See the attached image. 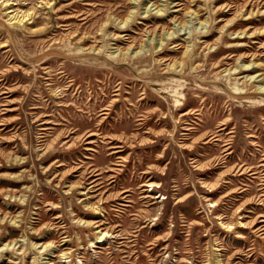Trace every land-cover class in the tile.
Masks as SVG:
<instances>
[{
    "label": "rangeland",
    "instance_id": "rangeland-1",
    "mask_svg": "<svg viewBox=\"0 0 264 264\" xmlns=\"http://www.w3.org/2000/svg\"><path fill=\"white\" fill-rule=\"evenodd\" d=\"M171 1L0 0V264H264V0Z\"/></svg>",
    "mask_w": 264,
    "mask_h": 264
},
{
    "label": "bare ground",
    "instance_id": "bare-ground-1",
    "mask_svg": "<svg viewBox=\"0 0 264 264\" xmlns=\"http://www.w3.org/2000/svg\"><path fill=\"white\" fill-rule=\"evenodd\" d=\"M165 7H164V9L163 10H165V8H166V5L168 4L167 3V0H165ZM180 0H174V1H171L170 3H173L174 5V7H177V6H179L180 5ZM154 5V4H153ZM142 7V6H141ZM155 8H158V5H156V7ZM219 8V7H218ZM178 9L177 8H175V10H173V11H177ZM151 11V9H146V13L147 12H150ZM160 12V8H158L157 10H156V12ZM252 11V10H251ZM251 11H250V13H251ZM8 12H11V10H9L8 9ZM133 12V11H132ZM253 12V11H252ZM193 13H194V11H193ZM239 13V12H238ZM172 14V13H171ZM240 14V13H239ZM238 14V15H239ZM26 15H30L29 13H27ZM244 15V14H243ZM176 16V15H175ZM10 17H12V15L10 16ZM71 17H73L72 15H70V16H67V17H65V19H68V18H71ZM13 18V17H12ZM14 19V18H13ZM166 19V18H165ZM22 20V19H21ZM20 20V21H21ZM127 20H126V22H124L125 23V25H127ZM175 22V21H174ZM227 23H229V21L227 22ZM207 25V24H206ZM200 26V25H199ZM201 28H203V27H200V29ZM163 29V31L161 32V34H159V37H158V42H157V46H155L156 47V51L158 52V51H160L162 48H163V41H165V40H169V39H173V34L174 33H176V31H177V29H176V31H174V30H172V31H168V29H164V28H162ZM150 31V30H149ZM149 31H147L148 33H149ZM200 32H202V31H200ZM206 32H207V30H206ZM241 33V32H240ZM243 33V32H242ZM151 34V33H150ZM155 35V34H154ZM208 35V34H207ZM207 35H205V36H207ZM157 36V35H156ZM204 36V35H203ZM149 38V37H148ZM179 38V37H178ZM221 39H223V35L221 34L220 35V37L218 38V39H216L213 43H208V42H204V45L209 49L210 47H212V49H213V47L215 46V45H217V43L219 42V40H221ZM125 40V39H124ZM148 40V39H147ZM157 40V39H156ZM145 41V40H144ZM150 41H154V36H152L151 38H150ZM176 45H178V44H174V46H176ZM188 46V45H187ZM128 49H129V47H128ZM138 52V51H137ZM171 52V51H170ZM192 52V49L191 50H189L188 49V47L185 49V51H184V53H187V54H190ZM211 53H215V50H213ZM139 55V54H138ZM212 55V54H211ZM210 55V56H211ZM124 59H127V57L125 58V54H123V56H122V60H124ZM238 61V60H237ZM243 61V60H242ZM181 64H183V63H181ZM176 65H177V61H173V63H167V68L169 69V68H171V69H175L176 68ZM244 65V64H243ZM254 65V64H253ZM249 66H251V65H249ZM243 67V66H242ZM248 67V66H247ZM236 68V67H235ZM233 69V71L234 70H236V69ZM238 69V68H237ZM229 71V69H226V71ZM224 72V71H223ZM243 72V71H242ZM230 74V73H229ZM240 76V75H239ZM247 76V75H246ZM245 76V77H246ZM259 76V75H258ZM239 78H242V76H240ZM256 79V78H255ZM250 79H248V81H249ZM238 82H239V79H238ZM247 81L245 80V82L244 83H246ZM118 90V89H117ZM234 91L233 92H235V93H246L247 91L244 89V88H239V87H237L236 85H235V87H234V89H233ZM257 93L259 94V96L256 98H250V99H247L246 100V102H249V103H254V104H256L258 107H263L264 106V85H260L259 84V86L257 87ZM173 95H174V102H175V104H177V105H182L183 104V102H181V99H183V94L182 93H180L179 91H177V89H174V93H173ZM148 102V101H147ZM186 113L187 112H185L184 113V115H186ZM191 122V121H190ZM40 124L41 125H46V124H52V121L51 120H42L41 122H40ZM53 124H55V123H53ZM223 124V123H222ZM41 129L42 130H47V129H49V127L48 126H42L41 127ZM187 130H189V129H187ZM258 130V129H257ZM74 131H67L66 132V134H65V140H64V143H68V142H70L71 140V142H70V144H69V147H71V146H73V145H75V139H73L71 136H70V134L71 133H73ZM94 135H96V133L95 132H93V131H88L86 134H84L82 137H84V136H86L84 139L86 140V139H88L89 137H91V136H94ZM217 136V134H215V135H213V137H216ZM81 137V138H82ZM72 138V139H71ZM79 140H81V139H79ZM87 144H91V143H93V140H86L85 141ZM252 145H255V142L254 141H251L250 142ZM85 145V144H84ZM92 147V146H91ZM91 147H87V149H89V150H92V148ZM112 148H117V146H112ZM116 152H118V149H115V150H113L111 153L113 154V153H116ZM264 154V153H263ZM264 158V157H263ZM59 165H61V163L59 164ZM264 165V164H263ZM242 167V166H241ZM80 169V168H79ZM74 172V171H73ZM252 173H257V172H252ZM96 175H98L99 173H95ZM95 180V179H94ZM93 180V181H94ZM93 181H90V182H93ZM157 184H154V183H152V182H149L148 184H146L145 186H147V187H149V186H156ZM94 186V185H93ZM145 190V189H144ZM149 193V192H148ZM146 196H149L148 194L146 195ZM57 217H59V215H56V216H54V218H57ZM262 217V216H261ZM260 222H264V218H259V219H256V221H254V220H252V221H250V222H242V221H240V224L241 225H239V227H244V228H253V232L258 236V237H261V238H264V224H260V225H258L257 227H256V225L258 224V223H260ZM102 223L100 222V223H98L97 224V226H100ZM224 226H226V227H229L230 226V228H232V225H230V224H225L224 222L222 223ZM243 233V232H242ZM109 235V234H108ZM104 236L106 237L107 236V233H105V232H103V233H101L100 234V236H99V242L101 241V239L102 238H104ZM110 236V235H109ZM66 240V239H65ZM15 243V242H14ZM34 244V243H33ZM51 244V243H50ZM14 245V244H13ZM49 247V245L48 244H41V249H43L44 251H46L47 250V248ZM56 247V246H55ZM18 249V248H17ZM50 254V253H49ZM48 254V255H49ZM63 256V255H62ZM25 257H26V255H25ZM10 258V257H9ZM65 259V258H64ZM13 261V260H12ZM3 262V261H2ZM48 264H52L51 262H49Z\"/></svg>",
    "mask_w": 264,
    "mask_h": 264
}]
</instances>
